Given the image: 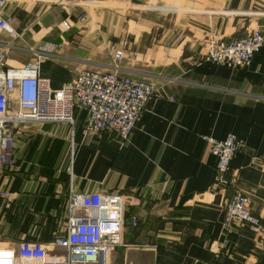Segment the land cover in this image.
Returning a JSON list of instances; mask_svg holds the SVG:
<instances>
[{
	"label": "crops",
	"instance_id": "1",
	"mask_svg": "<svg viewBox=\"0 0 264 264\" xmlns=\"http://www.w3.org/2000/svg\"><path fill=\"white\" fill-rule=\"evenodd\" d=\"M140 5L160 12L131 17ZM78 14L70 30H59ZM2 17L14 33L0 32L8 66L54 44L39 60L50 88L76 69H115L148 81L154 96L124 142L86 130L77 108L72 125L18 126L12 163L0 168V248L39 241L62 253L52 242L66 234L70 195L99 192L121 194L126 224L137 219L107 264H264V43L242 69L203 57L212 38L258 29L264 42V0H4ZM123 37L129 46L115 60L110 45L120 48ZM228 133L240 144L230 162L233 187L248 198L259 234L223 223L217 159L201 136Z\"/></svg>",
	"mask_w": 264,
	"mask_h": 264
},
{
	"label": "built area",
	"instance_id": "2",
	"mask_svg": "<svg viewBox=\"0 0 264 264\" xmlns=\"http://www.w3.org/2000/svg\"><path fill=\"white\" fill-rule=\"evenodd\" d=\"M3 4L4 0H0V32L13 36L10 20L2 17ZM82 17L83 14H78L64 18L59 30H70L73 21ZM263 43L258 29L240 38H212L205 43L203 57L212 64L242 69L250 65ZM128 44L124 38L119 42L120 48L116 47L117 43L110 45L115 60L123 57L122 50ZM53 49L54 44H41L33 50L35 57L19 66H8L5 53L0 52V168L12 163L18 126L31 122L72 125L77 108L85 113L86 130L109 131L124 142L154 96L148 81L115 69H76L69 82L52 89L48 80L38 76V71L41 57L52 55ZM132 54L136 55V51ZM201 138L217 159L215 182L226 195L223 223H245L259 234V218L251 212L248 198L233 187L230 162L240 150L237 138L231 133L221 139ZM67 206L66 234L52 242L62 253L51 255L42 242L22 241L17 247L0 248V264H107V253L122 244L125 228L137 226L135 217L130 219L129 226L126 224L125 200L121 194H71Z\"/></svg>",
	"mask_w": 264,
	"mask_h": 264
},
{
	"label": "rangeland",
	"instance_id": "3",
	"mask_svg": "<svg viewBox=\"0 0 264 264\" xmlns=\"http://www.w3.org/2000/svg\"><path fill=\"white\" fill-rule=\"evenodd\" d=\"M116 7V9L115 10H121V13L122 12H124L125 10H123L125 7H123L122 9H121V7H118L117 8V6H115ZM117 12H119V11H117ZM128 12H132V14H131V17H136V16H139V17H142V15H143V13H153V14H156V13H159V12H157L156 11V8H155V6H153V7H148V8H142L141 7V5L139 6V7H137V8H133V9H131L130 11H128ZM163 12H165V11H163ZM167 12H170V11H167ZM135 14V15H134ZM128 15H129V13H128ZM130 30L132 31V30H136V28H134L133 26H131L130 27ZM133 32V31H132ZM129 35V34H128ZM124 38H128V37H123L122 39H124ZM120 40V39H119ZM118 40V41H119ZM118 41H114V42H118Z\"/></svg>",
	"mask_w": 264,
	"mask_h": 264
}]
</instances>
